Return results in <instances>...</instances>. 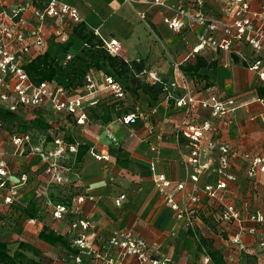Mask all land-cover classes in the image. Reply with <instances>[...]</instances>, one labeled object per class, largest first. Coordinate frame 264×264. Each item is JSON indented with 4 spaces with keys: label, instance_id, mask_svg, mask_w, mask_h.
<instances>
[{
    "label": "crops",
    "instance_id": "obj_1",
    "mask_svg": "<svg viewBox=\"0 0 264 264\" xmlns=\"http://www.w3.org/2000/svg\"><path fill=\"white\" fill-rule=\"evenodd\" d=\"M63 1L75 7L82 19L72 29L70 49L76 55L71 63L72 76L91 71L100 81L103 73L116 74L98 47H89L86 40L75 35L74 29L82 23L102 40L119 41L121 51L117 57L130 67L134 62H143L147 71L156 73L165 83L178 80L181 84L180 65L195 63L198 57H203L209 63L217 64L213 69L205 68L200 72L209 78L210 89L221 97L234 98L238 105L233 122L230 123L228 118L213 119L214 136L232 149L258 150L263 147L264 98L258 91L264 88V82L243 62V55L250 54L249 48L239 46L238 55L212 49L191 55L192 47L197 44L196 34L203 33L204 29L199 28L197 33L174 34L163 23L160 8H150L142 3L128 4L124 0ZM228 1L206 0L204 11L211 17H220ZM250 2L254 11L264 6V0ZM142 14L146 19L141 17ZM42 53L59 61L65 58L61 45L52 39L45 43ZM187 55L191 57L185 61ZM137 75L145 81L143 76ZM121 79L126 86L124 99L114 101L103 92L89 97L88 100L96 99L99 103L90 107L88 124L70 127V137L88 147L82 160L75 165L72 174L75 182L70 187L48 185L40 158L27 159L16 154L10 133L0 130V152H3L10 170L15 174L26 173L29 177L13 212L0 203V222L9 223L8 228L0 229V239L8 242L9 247L15 246L17 250L18 241H23L41 252L42 264H78L72 258L78 253L75 249L52 246L39 239L44 228L66 237L67 222H54L47 210L41 213V217L36 214L42 209L38 195L43 189L56 199L85 192L96 199L94 207L91 203L86 205V212L94 223L90 236L100 258L85 256L79 264H140L133 256L123 257L121 249L110 244L116 230L144 239L154 255L167 256L175 264H195L198 246L188 232L182 230L168 203V198L183 201L186 191L193 188L190 181L192 169L186 163L188 150L185 140L180 139V133L177 134L188 120L182 110L175 107L173 100L166 99V94L157 101L151 100L142 90L135 96L130 79ZM206 84V80L197 82L198 88H209ZM106 110L112 113L104 122L102 117ZM129 115H135L136 121L124 124L122 118ZM209 119L212 122V118ZM210 136L213 139L212 130ZM160 176L171 182L164 191L154 181ZM210 178L201 176L198 185H205L207 180L214 183V177ZM182 181L187 187L185 192L178 189ZM121 194L126 199L118 207L115 201ZM32 218L38 219L36 224L29 223ZM251 237H248L249 243L253 242ZM244 241L248 243L246 238Z\"/></svg>",
    "mask_w": 264,
    "mask_h": 264
},
{
    "label": "built area",
    "instance_id": "obj_2",
    "mask_svg": "<svg viewBox=\"0 0 264 264\" xmlns=\"http://www.w3.org/2000/svg\"><path fill=\"white\" fill-rule=\"evenodd\" d=\"M205 1L124 0L128 4L142 3L150 8H160L163 11V23L174 34L197 33L199 28H203V33L196 34L197 44L192 47L191 55H198L210 49L238 55L239 46L249 48L250 54L243 55V62L250 70L257 72L260 80L264 82V6L261 10L254 11L250 0H229L222 16L211 17L204 11ZM141 17L146 19L144 14ZM81 22L78 10L63 0H0V110L15 113L22 119L24 115L37 114L28 121L41 116L50 125L47 131L42 132L15 130L10 133L6 130L11 135L15 153L27 159L40 158L47 184L61 188L70 187L75 182L72 174L77 164L80 143L76 140L73 143L68 141L70 127L75 124L77 126L88 124L90 107L99 103L96 99L90 101L88 98L102 92L114 101L122 100L126 96L125 84L114 73H103L100 81L96 80L91 71L74 73L73 76L70 74L71 63L76 59V55L70 49L72 29ZM50 39L61 45L65 58L59 61L56 76L52 80L37 83L32 80L26 67L43 54L42 48ZM103 42V48L108 54L113 57L119 55L121 51L119 41L112 39ZM191 55H187L185 61H188ZM140 76H143L146 82L163 83L166 99L173 100L175 107L181 109L188 120L180 134L188 150L187 163L192 169L190 178L192 183L198 182L201 175L208 171L214 162L209 160L208 165L202 164L201 158L205 150L213 153L218 149L221 164L223 166L230 164L229 155L232 153V147L214 141L210 131L212 130L214 137L213 119L228 118L230 123L234 121V114L238 109L234 98L221 97L210 88H198L197 82L190 80L183 71H180L181 84L178 80L165 83L156 73L146 69ZM78 82L81 85H77ZM49 112L55 113V116H62L65 120H59L57 116L54 120L46 114ZM203 115L210 116L212 122L209 118H203ZM61 121H64L65 125H62ZM135 121V115L122 118L124 124ZM5 125L0 120V128H4ZM63 126L67 129L64 130ZM95 157L100 159L99 156ZM206 157L212 158L209 155ZM254 160L256 164L262 162L258 158ZM28 181L26 173L15 174L10 170L3 152H0V203L13 212L22 188ZM154 181L162 191L171 185L164 176ZM222 185L225 187V184ZM178 189L183 190L184 184H179ZM43 190L38 195L40 208L49 211L54 222L66 220L68 225L65 235L70 247L78 252L75 257L72 256L76 263H82L85 256L100 258V253L90 236L94 225L86 212L88 203L95 206V197L79 192L70 197L56 199L48 194L46 189ZM188 197L192 202L200 201L192 192ZM125 199L126 196L121 194L115 204L120 206ZM173 202L172 198H168V203L177 211L178 219L182 220L185 214ZM37 215L41 217V213L36 214V217ZM225 215L232 220L239 222L242 220L234 206L228 207ZM250 219L253 225L248 226L244 233L256 235L257 228L264 225V215H252ZM37 220L32 218L29 223L36 224ZM128 233L116 230L110 239L112 246L121 249L123 257L133 256L141 264H175L169 257L155 256L144 239H137ZM242 233L238 232L231 239L232 247L245 249ZM261 245H264V241ZM210 263L211 260L207 256L204 264Z\"/></svg>",
    "mask_w": 264,
    "mask_h": 264
},
{
    "label": "rangeland",
    "instance_id": "obj_3",
    "mask_svg": "<svg viewBox=\"0 0 264 264\" xmlns=\"http://www.w3.org/2000/svg\"><path fill=\"white\" fill-rule=\"evenodd\" d=\"M46 114L54 120L56 116L59 120H65L62 116H55V113L49 112ZM98 115L99 114H95V116ZM36 116L37 114H27L23 116V120L29 123L28 120ZM48 120L50 121V119ZM61 122L62 125H65L64 121ZM63 128L64 130L65 128L67 129V127L64 126ZM16 129L17 127H14L13 130L15 131ZM0 130L6 131V125L4 128H0ZM181 132L182 131H178L177 134ZM181 135L182 134H180V137ZM213 140H217V137L214 136ZM217 142L220 143L218 140ZM263 143L264 142H262V144ZM206 155L212 156V158L206 157ZM220 157V151L217 149L214 150L213 153H209V150H205L204 156L201 158L202 164L205 165H208L209 160H211L210 162L214 160L210 169L203 174L206 175L208 180L213 176L214 183H209L207 180L205 185L200 186L198 185L199 182H201L200 177L198 182L193 183V188L186 191L183 201L178 202L173 199V203L177 204L179 208L183 210L185 218L179 220L177 211L173 210L172 204L169 205H171L175 214V219L180 224L182 230L184 229L186 232L191 231L194 234V236L192 238L190 236V238L193 239V243L196 245L198 240L204 237L213 240L214 246L223 253L228 263L264 264V245H261L264 241V225L257 228L258 234L256 235L244 233L246 232L245 230L248 229V226L253 225L250 219L252 215H264V144L263 147L258 148V150H240L235 147L229 155L230 164L227 166L221 164ZM257 158L262 161L260 164L255 163L254 159ZM250 173H252V175ZM181 183L184 184L183 191L185 192L187 188L185 182L182 181ZM222 184H225V187ZM209 187L211 189H208ZM191 192L197 196L196 198L200 201H190L188 194ZM230 206H234L240 213L241 222L229 219L225 215L227 208ZM42 212L46 211L44 210L40 213ZM48 214H50V212H48ZM87 215L89 216V213H87ZM64 221L66 222V220ZM8 224V222L2 223L1 221L0 229L4 230L8 228ZM241 228H243L242 231ZM238 232H243V241L244 238L248 240V243L244 241L245 249L243 250L235 246L232 247L233 245L230 243L231 239L234 238ZM248 237L253 239L252 243H249L250 239ZM135 238L142 239L140 237ZM20 242L22 241H18V243ZM10 249L11 252H14L15 246H10ZM28 256L33 257L31 254H28ZM155 256L159 255L156 254ZM206 257L207 256L204 254L197 253L195 264H204ZM41 258H43V256H41ZM137 261L140 263L139 260ZM210 264H212V262Z\"/></svg>",
    "mask_w": 264,
    "mask_h": 264
},
{
    "label": "trees",
    "instance_id": "obj_4",
    "mask_svg": "<svg viewBox=\"0 0 264 264\" xmlns=\"http://www.w3.org/2000/svg\"><path fill=\"white\" fill-rule=\"evenodd\" d=\"M74 33L79 38L86 40L87 44L91 48H99L104 58L108 61L111 69L120 78H128L132 83L131 91L136 96L137 91L142 90V92L148 95L151 100L157 101L163 95L166 94L165 85L161 82L149 83L142 80L139 75L145 69L143 62H134L133 67L120 57H113L108 54L103 48L104 42L102 39L98 38L94 32L89 31L85 24L78 25L74 29ZM236 60H239L238 58ZM59 60L52 58L49 54L45 53L38 56L31 64H29L26 69L30 74L34 82H42L45 80H52L56 76V67ZM216 62L209 63L203 57H198L196 62H186L180 65L181 71H183L190 80L199 82L200 80H206V87L210 88L208 83L209 78L207 76L201 75V70L205 68L213 69L216 66ZM258 94L260 97L264 98V88H259ZM113 110V109H112ZM112 112L106 110L103 121H108V116ZM0 120L6 124V129L10 132H14V127H17L19 132H27L31 130L47 131L50 125L45 122V120L38 116L32 121L26 122L20 116L15 113L0 110ZM17 125V126H16ZM182 139V137H180ZM68 141L70 143L74 142V139L69 137ZM88 150L86 145L80 144L79 153L77 161H81L83 155ZM188 234L193 237L194 234L188 231ZM39 239L48 243L52 246H61L64 248H70L68 239L65 236L59 235L56 232L50 230L49 228H44L40 234ZM198 252L208 256L212 264H230L224 259V255L220 252L213 244V240L202 237L197 242ZM28 253L33 257H29ZM41 252L35 247L29 245L26 242H20L19 247L14 252H11L9 243L0 239V264H42ZM34 257H39L40 260L37 261Z\"/></svg>",
    "mask_w": 264,
    "mask_h": 264
}]
</instances>
